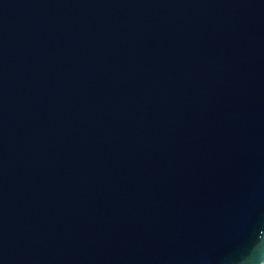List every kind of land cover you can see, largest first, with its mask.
Returning a JSON list of instances; mask_svg holds the SVG:
<instances>
[{
	"label": "water",
	"instance_id": "water-1",
	"mask_svg": "<svg viewBox=\"0 0 264 264\" xmlns=\"http://www.w3.org/2000/svg\"><path fill=\"white\" fill-rule=\"evenodd\" d=\"M260 248L264 0H0V264Z\"/></svg>",
	"mask_w": 264,
	"mask_h": 264
},
{
	"label": "clouds",
	"instance_id": "clouds-1",
	"mask_svg": "<svg viewBox=\"0 0 264 264\" xmlns=\"http://www.w3.org/2000/svg\"><path fill=\"white\" fill-rule=\"evenodd\" d=\"M252 264H264V248L257 249L251 256Z\"/></svg>",
	"mask_w": 264,
	"mask_h": 264
}]
</instances>
